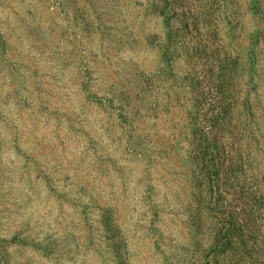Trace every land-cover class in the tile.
Returning <instances> with one entry per match:
<instances>
[{"label": "rangeland", "instance_id": "obj_1", "mask_svg": "<svg viewBox=\"0 0 264 264\" xmlns=\"http://www.w3.org/2000/svg\"><path fill=\"white\" fill-rule=\"evenodd\" d=\"M219 62L226 84L194 87ZM194 106L229 109L221 137L263 192L264 0H0L9 264H204L240 187L214 182L196 216ZM262 218L224 264H264Z\"/></svg>", "mask_w": 264, "mask_h": 264}, {"label": "trees", "instance_id": "obj_2", "mask_svg": "<svg viewBox=\"0 0 264 264\" xmlns=\"http://www.w3.org/2000/svg\"><path fill=\"white\" fill-rule=\"evenodd\" d=\"M214 68H217V71ZM228 75L222 63H210L206 65V70L203 73L204 79L202 77L201 80L197 78L190 80L194 87H197L203 81L214 77L220 86H224L227 78H229ZM228 112L227 107L204 109L199 106H194L187 112L186 125L190 129L188 144L191 146L190 156L192 155L191 161L195 165L193 173L198 187V192L194 193V197H198L197 203L199 205L195 210L196 216L201 218L200 212L204 214L209 210L208 193H214V189H212L214 182L218 181L220 184L214 185L220 198L222 185H239L240 187V191H238L239 206L233 207L231 211L229 209L232 207L230 203L221 204L219 209L222 210L220 212L222 216L209 217L212 220L209 228L212 229L213 238L209 245L210 251L204 256V264H224L222 256L227 254L228 250L234 251L237 246L251 242L248 232L250 230L251 232L255 231L251 225L257 221L261 223L262 216H264V190L262 192L253 186L255 184L254 174H251L250 178L246 175V171L251 173L250 166L252 165L249 164V170H246V163L234 146L236 141L231 139L227 142L224 137H221V135H226L228 130L224 124ZM233 192L232 194H235L236 190ZM220 203L222 202L220 201ZM103 213L105 222L109 211ZM199 223L202 224L201 221ZM254 238L258 239L256 235ZM0 252L3 264H9L10 255L6 251V246L1 248ZM225 257L227 258L226 255Z\"/></svg>", "mask_w": 264, "mask_h": 264}]
</instances>
